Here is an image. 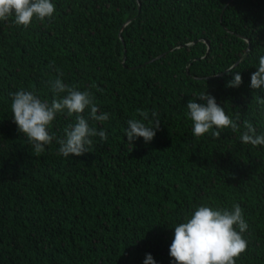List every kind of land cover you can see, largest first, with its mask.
Returning <instances> with one entry per match:
<instances>
[{
	"label": "trees",
	"instance_id": "trees-1",
	"mask_svg": "<svg viewBox=\"0 0 264 264\" xmlns=\"http://www.w3.org/2000/svg\"><path fill=\"white\" fill-rule=\"evenodd\" d=\"M52 2V19L0 20V264H144L146 254L173 264V227L203 203H239L248 229L236 264H264V146L230 128L195 137L186 108L206 91L241 131L249 121L264 134V87H250L264 56V0ZM230 66L238 87L226 86ZM60 73L110 114L82 113L108 138L93 137L81 156L58 155L57 140L35 155L10 93L50 102ZM137 109L159 113L151 142H128ZM75 122L65 110L49 133L63 138Z\"/></svg>",
	"mask_w": 264,
	"mask_h": 264
},
{
	"label": "clouds",
	"instance_id": "clouds-1",
	"mask_svg": "<svg viewBox=\"0 0 264 264\" xmlns=\"http://www.w3.org/2000/svg\"><path fill=\"white\" fill-rule=\"evenodd\" d=\"M55 11L52 0H0V20L6 21L11 17L17 26H29L34 17L39 21L52 19ZM234 67L225 70L234 73L227 87H238L242 83V77L239 72L233 71ZM62 75L60 73L55 80L49 81L54 94L50 102L42 100L33 91L10 93L14 122L28 139L35 155L44 152L46 145L57 140L58 155L81 156L89 151L93 137L98 136L101 141L108 138L105 130L90 127L82 113L88 109L89 117L99 122L108 121L110 114L100 111L92 92L77 90L75 86L63 82ZM250 87H264V56L259 57L257 71L251 75ZM196 97L205 103L195 102ZM196 97L186 105L195 137L211 131L212 137L219 139L220 129L230 128L233 133H240L241 143L264 146V134H258L251 122L244 121L241 131L239 117L236 120L230 118L225 108L217 104L215 97L206 91ZM65 110L69 116L76 114V122L68 124L63 138H57L55 133H49V128L56 115ZM137 116L139 118L127 121L128 142L132 144L139 137L146 143L151 142L160 129L159 113L137 109ZM173 228L174 238L169 248V254L174 258L173 264H236V259L247 249L243 234L248 224L239 203L233 204L231 209L214 207L209 203L200 204ZM144 264H155L151 254H146Z\"/></svg>",
	"mask_w": 264,
	"mask_h": 264
}]
</instances>
